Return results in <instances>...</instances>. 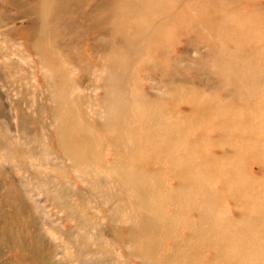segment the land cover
Wrapping results in <instances>:
<instances>
[{
	"label": "rangeland",
	"instance_id": "obj_1",
	"mask_svg": "<svg viewBox=\"0 0 264 264\" xmlns=\"http://www.w3.org/2000/svg\"><path fill=\"white\" fill-rule=\"evenodd\" d=\"M168 1L175 6L180 0ZM182 2L178 7L181 15L175 18L174 30H169L164 38L165 52L157 55L151 50L143 54L142 60L134 46L125 40L121 24L117 22L119 26H112L110 20L114 19L99 12L104 5L119 7L117 0H0V100L4 108L0 114V167L9 172L2 183L0 208H9L6 210L13 212L14 206L22 199L30 207L41 205L42 209L45 208L52 225L50 228L41 227L38 232L51 244V253L58 243L70 248L72 242L78 245L88 242L93 252V264H166L169 260L173 261L172 264H199L194 259L187 262L179 258L185 254L182 249L186 250L185 242L190 239L189 229L178 230L172 222L154 225L148 212L135 210L133 204L137 196L121 181L116 169V150L107 136H102V145L98 141L92 142L89 154L83 155L86 160L77 163L61 143V119L58 117L61 104L66 101L68 108L83 113L84 118H78L81 127L101 135L103 125L109 119L106 101L110 88H113L115 96L118 91H124V97L120 94L123 100L128 95L140 99L142 96L144 103L138 106L139 114L171 136L174 129L188 127V135L175 133L180 138L170 149L181 155H186L180 152L183 148V152L196 157L204 147L209 157L222 162L228 157L236 158L235 142L253 144V128L259 122L263 125L257 136L264 135V120L252 110L255 103V107L259 105L264 112V0ZM123 9L129 11L127 6ZM239 17L243 22H239ZM209 18L219 20L215 19L212 25L206 26ZM106 23L107 29L102 28ZM226 27L240 31L247 27L250 35L241 39L240 48L231 47L225 43L227 40L220 42L218 38ZM212 29H215L214 34ZM212 35L216 47L210 41ZM258 39L260 47L250 53L246 47ZM144 43L142 41L143 46ZM224 56L240 66L239 79L234 78L237 70L228 67L231 62ZM251 72L257 76L254 82L248 84L241 80ZM223 81H238V93L242 95L251 94L252 86L256 93L261 85L263 90L254 102L235 103L230 95L219 91ZM188 96L200 97V101L214 107V113L196 114ZM121 102L127 103L125 100ZM218 124L227 130L224 134L213 128ZM150 131L144 134L148 135ZM245 134L248 138L239 141ZM81 137L86 141L84 134ZM251 151L252 148L247 149L248 153L242 159L244 172L256 182L264 181V159L259 154L249 155ZM148 153L150 151L145 149L144 154ZM155 158L154 164L143 163L152 175L145 176L142 183L145 181L153 187L150 192L156 198L166 199L167 187L176 189L181 181L171 170L172 160ZM231 160L232 167L236 168L238 160ZM135 166L130 165L131 168ZM214 166L208 163L206 172L213 171ZM218 180L215 184H208L205 180L201 184L208 191L212 188L210 191L219 199L218 205L215 202L213 221L203 227L206 228L204 231L202 229L204 233L212 231V226L223 227L226 222L235 228L243 221L244 214L247 219L259 218L256 213H244L245 198L228 186L226 190ZM259 188L254 193L260 199L264 190ZM198 189L204 192L200 185ZM201 194L193 199L199 208H203ZM210 203L211 200L205 208H209ZM196 205L183 202L192 222H198L200 217ZM162 207L158 205L153 210L172 213L171 206L164 204ZM259 224L264 231V219ZM177 235L182 247L173 257L172 238ZM252 235L264 248V234L254 230ZM211 238L216 242L217 237ZM235 241L231 243L232 250H223L234 253L232 258L235 261L251 264L258 257L264 258V252L260 256L255 251H252L254 255L244 257ZM150 246L159 253H148ZM210 246L199 249L202 264H214L217 259L214 245ZM252 248L244 244L242 250ZM68 252L66 248L59 254L61 263L54 262L70 264ZM17 254L10 250L1 258V263L33 264L29 260L22 261Z\"/></svg>",
	"mask_w": 264,
	"mask_h": 264
},
{
	"label": "bare ground",
	"instance_id": "obj_2",
	"mask_svg": "<svg viewBox=\"0 0 264 264\" xmlns=\"http://www.w3.org/2000/svg\"><path fill=\"white\" fill-rule=\"evenodd\" d=\"M117 2L119 7L111 5V7L108 8L106 5H104L102 9H99V12L107 14L110 19H114L110 20V24L112 26L114 24L115 26H119L117 22L121 24L123 27V32L125 33L123 34V36L126 38L125 40L128 42V44L134 46L135 50L139 54V57H141L143 60V54L149 53L151 50L156 51L157 55L165 52L164 47H166V44L163 41L164 38L168 36V31L174 30L175 18L181 15L178 7H181L183 3L182 0H180L175 6L169 4L168 0H117ZM171 3H173V0ZM124 6H127L129 11L125 12L123 9ZM224 17L223 19L225 20ZM215 19L216 21L219 20V18H209L205 25H212V23L215 22ZM239 22H243L242 18L240 17ZM107 26L108 24L106 23L102 25V28L107 29ZM226 28L222 30L223 32L218 35V38H220V42L222 40L224 41V39L227 40V42H224L230 44L231 47L240 48L243 44L241 39H246L250 35V32L247 31V27H245L244 31ZM214 32L215 29L212 33L214 34ZM142 41H145L144 46L142 45ZM210 41L215 47L218 46L213 40V35L211 36ZM259 43L260 40L258 39L256 43H253L252 45L250 44V46H247L246 49H248L250 53H253L257 46L260 47ZM227 57L228 56H224V59ZM219 60L220 58L217 59V61ZM227 61L231 62V64L226 66L237 70L235 73H237L236 76L238 78H234L236 80L239 79L241 76L238 73L240 66L233 63V60L229 61L228 58ZM252 64L254 65L253 62ZM222 67L223 66H221V68ZM171 75L169 74L170 79ZM256 79V73L251 72L248 76H245V78L241 80L251 84ZM223 82L221 83L219 91L230 95L231 101L235 103L252 102V100L254 102L256 101V97L261 94L263 90V86L261 85L259 86V90L256 93L255 87L252 86L251 94L242 95L238 93V88L240 87L238 81H234L233 83L225 81ZM225 83H227V85ZM114 92V89L110 88V96L106 101V106L108 107L109 111V114L106 116H108L109 119L103 125L102 130L100 131L101 135L99 136L93 134L91 130H87L86 128L84 129L80 126L78 118L80 117L83 119V113H78L73 110V108H68L66 101L61 104L58 114V117L61 119V125L59 127L60 140L65 148V151L70 155V157L77 163L85 161V158L87 157H84L83 155L89 154L91 150H89L91 143L98 141L97 143L102 145V136H107L111 146L116 150V164H118L116 169L119 172L121 181L129 186V188L131 187L130 189L137 196V199L133 204L135 210H145L148 212L149 218L154 220V225H157V223L160 225L163 222L164 224L172 222L173 225H175L174 227L176 229L178 228V230L183 228L189 229L190 239L185 242L186 250L182 249L185 251V254L183 253V255H179V258L182 260L191 262V260L194 259L199 264H202V257L200 256L199 249L203 248L202 246L211 245L213 247L214 245V248L217 252V259H215L214 264H219L222 261H224V264L226 262V264H229L230 262H233L232 264H244L242 261H235V259L232 258L235 256L234 253L223 252L224 249L232 250L231 243L235 239V245L237 249L243 252L244 257L252 256L257 252L260 255L261 252H264V248L259 246V244H261L258 242L259 239L252 235L254 230L256 232L258 230V232L264 234L262 226H259V223L264 219V196L259 199L254 193L259 191L257 190L258 187H261L259 188L260 190H264V181L256 182V179L254 180L252 177L246 175L241 164L242 159L244 160L245 154L248 153L247 149L251 148L253 151H251L249 155L254 153L259 154V156H262L264 159V135H260L262 136V139H260V136H257L258 132L262 130L261 125H263V123L259 122L256 124L255 128H253L252 133L255 137V139L253 138V144L242 145L237 144V142L233 144L236 158L228 157V159L222 162L218 159L214 160L206 154L207 150L204 147L202 148L201 153L196 157L190 153L188 154L187 151L183 152V148H181L180 152L186 155H181L170 149L172 144L175 143L178 138L175 133H184L185 135H188L190 134L188 127H186V129H174V135L171 136L168 132L163 131L160 126L156 127V124L151 122L150 119H147V117L144 115L139 114L138 106L144 103L142 96L140 99L134 95H128L130 98H124L127 103L123 104L121 101H124V91H118L116 96ZM120 94H123V97ZM199 98L196 96H188V101L195 107L194 108L192 106L193 110L197 112L196 114H213L214 107H212L210 104L208 105V103H203ZM255 105L256 104L253 103L252 110H256L257 115H259V119L264 120V112H261L259 105L257 108ZM262 105L264 107V101H262ZM3 112L4 108L2 101L0 100V114ZM141 117L143 118L141 119ZM140 126H143V128L141 127L140 129ZM213 128L220 130L222 134L227 131L225 128L221 127L220 124H218V126H214ZM145 131L150 132L148 135H145ZM82 134L85 135L86 141L81 137ZM247 138L248 137L245 134L244 137L239 139V141H243ZM91 147H93V143ZM145 149L150 151L148 155L144 154ZM154 153L155 155H153ZM155 157L159 158L161 161L172 160L173 163L171 164V170L173 174L181 181L180 186H178L176 189L170 190L168 187L167 190L165 189L168 192L166 193V199L156 198V196L150 192V188L153 190V187L147 185L145 181V184L142 183L145 176L152 175V173H149L144 168L143 163L146 165L154 164V161H156ZM175 157L177 158L175 159ZM42 158H44L43 155ZM231 159L238 160L236 168L232 167ZM208 163L216 165V167L214 166L213 171L211 170L209 172L208 170L206 172V165ZM239 163L241 166H239ZM131 164L136 165L135 168H131ZM6 170L8 169L0 167V192H2V183L4 181V177L9 173L6 172ZM206 174H208V176H205ZM218 178V181H221V186H228L229 189H231L233 192L235 191L238 196H243L245 198L244 213L248 211L251 214L256 213V215H260L259 218L254 215L256 219H247L244 214V216H242L243 221L238 222L237 226H234L235 228H231L230 226L232 225L229 222H226L227 225L225 224L223 227L212 226L214 227L212 231L204 233L203 231L206 228L203 229V227L209 225L208 222L213 221L211 220V217L215 215L216 206L218 205L217 200L219 199L217 198L215 192L210 191V189H212L210 186L208 191L206 186L201 184H204V180L206 182L208 181V184H213V182L215 184ZM199 185L201 188H203L204 192H199ZM243 186L248 188V190H246V188ZM162 188H164V186H162ZM226 190H228L227 187ZM28 191H30L29 188ZM200 193H202L201 204L203 208H199V206H197L193 200ZM209 200H211L210 204L212 206L209 205V208H205V204H208ZM183 202H188L189 205L193 203L198 207L197 209L200 213L198 222H192L191 219L188 218V208L183 207ZM215 202L217 205H215ZM9 204L13 205L12 202ZM164 204L171 206L172 213H169L168 211H159L158 209V211L153 210L154 208H157L158 205L159 208H163L162 206ZM14 207L15 208H13V212L12 210H6L9 208H0V264H3L1 263V258L4 255H7V252H10V250L16 251L18 253L17 255L22 261H24V259L29 260L33 264L61 263L62 260L58 257L59 254L61 255V253L65 252L66 248L69 250V259L71 260L70 264H75L76 261H78V264H93V252L91 251L88 242H85L81 245L72 242L70 248H68L66 244L58 243L55 247V251H52L51 253V244L38 232V229L40 230L41 227L45 228L46 226L47 228H50L52 225L50 215L48 212H46L45 208L42 209L41 205H37L36 208H34L33 205L30 207L28 203L22 199ZM202 212L204 213L202 214ZM208 217H210V221ZM27 220H29V226H27ZM251 227H253V229H251ZM211 236L217 237L216 242L212 241ZM141 238L142 236H139V239L143 241ZM172 239L174 241L173 251H175V254L172 256L174 257L175 255H178V249L182 247V244L178 238V235ZM220 242H223L222 246H220ZM244 244L253 246V248L249 251L242 250ZM252 251H255V253ZM148 253L157 255L159 251L157 252L154 247L150 246ZM182 260H180V262H182ZM263 260L264 258L261 256L257 258V261H254L251 264H262V262L264 264ZM172 262L169 260L166 264H172ZM6 264H10V262Z\"/></svg>",
	"mask_w": 264,
	"mask_h": 264
}]
</instances>
